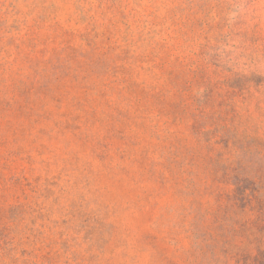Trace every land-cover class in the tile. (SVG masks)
Instances as JSON below:
<instances>
[{"label":"rangeland","instance_id":"obj_1","mask_svg":"<svg viewBox=\"0 0 264 264\" xmlns=\"http://www.w3.org/2000/svg\"><path fill=\"white\" fill-rule=\"evenodd\" d=\"M264 261V0H0V264Z\"/></svg>","mask_w":264,"mask_h":264},{"label":"trees","instance_id":"obj_2","mask_svg":"<svg viewBox=\"0 0 264 264\" xmlns=\"http://www.w3.org/2000/svg\"><path fill=\"white\" fill-rule=\"evenodd\" d=\"M258 264H264V261L260 259V261L258 262Z\"/></svg>","mask_w":264,"mask_h":264}]
</instances>
